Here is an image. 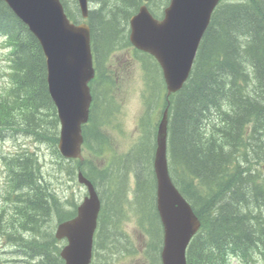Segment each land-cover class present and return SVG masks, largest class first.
Instances as JSON below:
<instances>
[{"label":"trees","instance_id":"obj_1","mask_svg":"<svg viewBox=\"0 0 264 264\" xmlns=\"http://www.w3.org/2000/svg\"><path fill=\"white\" fill-rule=\"evenodd\" d=\"M91 1L96 5L90 12L95 50L104 60L116 43L125 40V25L143 0ZM240 2L217 13L203 40L193 78L173 98L171 173L203 223L190 245L189 264H229L230 254L255 264L264 261V184L259 181L260 169H254L249 157L250 151L253 159L264 161V0ZM67 11L73 18L78 16L76 1L71 8L67 5ZM0 35L11 48V87L0 94V132L13 129L56 142L58 121L47 90L43 52L27 26L3 2ZM250 121L256 129L248 135ZM47 122L52 126L48 138L37 133ZM142 130L150 132L151 127L145 125ZM134 157L139 160L135 168L138 179L154 178L152 152ZM34 161L24 162L25 182L38 184L37 199L32 203L37 204V219H48L52 212L46 204V192L39 186L42 180H37ZM64 170L72 177L75 174L69 164ZM55 212L61 219L71 215L59 203ZM21 227L24 236L31 234V240L26 241L17 228L4 223L0 232L10 242L25 247L30 257L36 255L38 264H64L54 255L58 249L46 226L37 220L35 228Z\"/></svg>","mask_w":264,"mask_h":264},{"label":"water","instance_id":"obj_2","mask_svg":"<svg viewBox=\"0 0 264 264\" xmlns=\"http://www.w3.org/2000/svg\"><path fill=\"white\" fill-rule=\"evenodd\" d=\"M219 0H173L167 20L158 24L142 8L133 19V40L165 65V78L170 91L178 90L187 77L194 55L210 22V16ZM19 18L41 40L48 58L49 85L62 114L64 134L62 142L74 149L77 140L71 133H78L80 123L87 120L90 93L88 81L93 77L92 56L86 27L71 25L62 11L59 0H6ZM85 10L86 0H81ZM153 30V34H152ZM150 39H148V38ZM183 72V73H182ZM182 76V79L179 77ZM166 117V115L164 116ZM166 123H161L155 172L158 187V210L166 228L165 264H186L185 250L199 227L191 207L173 185L166 159ZM72 146V147H71ZM67 155H71L65 151ZM91 187V186H90ZM92 191L93 200L80 209L73 223L59 230V237L70 239V246L63 252L67 264H89L93 233L99 205Z\"/></svg>","mask_w":264,"mask_h":264},{"label":"rangeland","instance_id":"obj_3","mask_svg":"<svg viewBox=\"0 0 264 264\" xmlns=\"http://www.w3.org/2000/svg\"><path fill=\"white\" fill-rule=\"evenodd\" d=\"M2 43V40L0 39V44ZM8 49H4L0 46V88L6 87L7 82L4 81L3 77V68L6 67V60L5 57L8 56ZM129 51H122L117 54H115L111 60V64L114 66H117V72L118 75V83L117 88L115 90V98L116 102L114 104V107L112 109L116 113V115L121 118L120 126L122 129H124V135L121 137V135L118 132H113L114 135H118L117 141H116V149L119 153L124 154L131 150V148L139 141L142 134L140 132V125L142 118L144 116V110H145V103H144V97L146 93V86L145 81L143 79L142 72L134 66V69L132 72H126V69L128 68L127 64L128 62V56ZM252 87L250 86L249 89ZM0 92H2L0 90ZM160 101V98L158 99ZM154 119L156 121L157 116H154ZM116 133V134H115ZM18 142L16 145L14 142ZM16 141L8 140L1 146V153L2 154H15L17 152H20L22 150L21 147H26L29 151H36L37 152V144L31 142L30 140H27L25 138H18ZM21 146V147H20ZM140 147L134 149V152H138L140 154L144 150L139 149ZM44 155L47 158V163H51L49 166L46 167V174L52 175L55 173V166L54 163L51 161V153L52 151L49 149L44 148ZM55 162V160H53ZM1 163V162H0ZM54 180V178H53ZM52 180V181H53ZM4 181V176L0 172V184ZM130 197L133 193V187H134V181L131 178L130 179ZM61 182L63 183L64 187H59L58 181H55L54 187H57L60 189V192L62 195H64V190L68 189L70 192H74L77 194L75 197L82 198L84 195V190L80 188L77 181L70 182L66 181V178L63 177L61 179ZM123 186L120 184L116 191V196L112 198L110 207H118L120 199L118 197V194L122 192ZM138 209L142 213H144L146 216L151 217L153 220L154 214H153V196L151 193L148 195H140L139 203H138ZM52 218V214L48 219ZM158 227V225H157ZM18 232L23 236L24 230L22 229L21 225L16 227ZM155 240H158L159 238V232L158 229H156L154 234ZM134 239L136 241L137 247L140 249L144 243V240L142 239V235L137 231V233L134 236ZM11 250L6 246V244L3 243V241H0V264H18L19 258L16 259V255H12ZM15 259V263L12 261Z\"/></svg>","mask_w":264,"mask_h":264},{"label":"bare ground","instance_id":"obj_4","mask_svg":"<svg viewBox=\"0 0 264 264\" xmlns=\"http://www.w3.org/2000/svg\"><path fill=\"white\" fill-rule=\"evenodd\" d=\"M245 64V63H244ZM245 67V66H244ZM199 106V105H198ZM260 111V110H259ZM210 122V121H209ZM233 125V124H232ZM229 130V129H228ZM226 138V137H225ZM226 144V143H225ZM244 173V172H243ZM248 176V175H247ZM249 176H251V175H249ZM247 178V177H246ZM248 179V178H247ZM238 186V185H237ZM249 186V185H248ZM228 187V186H227ZM247 187V186H246ZM250 187V186H249ZM236 189H237V187H236ZM238 190V189H237ZM247 190V189H246ZM256 190V189H255ZM227 191H230V190H227ZM249 191V190H248ZM233 193V192H232ZM235 193V192H234ZM225 194H227V192H225ZM243 194V193H242ZM246 194V193H245ZM253 194V193H252ZM257 194V193H256ZM219 195V194H218ZM230 195H231V193H230ZM235 195V194H234ZM239 195V194H238ZM244 195V194H243ZM231 196H233V195H231ZM239 197V196H238ZM237 197V198H238ZM231 198V197H230ZM229 198V199H230ZM234 198H235V196H234ZM242 199V198H241ZM244 200V199H243ZM229 201V200H228ZM234 201V200H233ZM245 201V200H244ZM257 201V200H256ZM260 201V200H259ZM237 202H240V200L239 201H237ZM252 203V202H251ZM250 203V204H251ZM240 204V203H239ZM249 204V205H250ZM233 205H234V203H233ZM232 206V205H231ZM237 206V205H236ZM245 208V207H244ZM240 209H242V208H240ZM217 211V210H216ZM211 213V212H210ZM219 213V212H218ZM25 234V233H24ZM24 234H23V236H24ZM260 244V243H259Z\"/></svg>","mask_w":264,"mask_h":264}]
</instances>
